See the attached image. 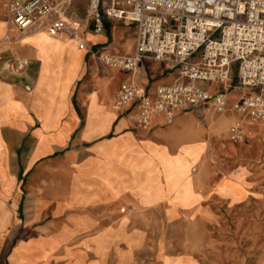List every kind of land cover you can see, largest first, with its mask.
Here are the masks:
<instances>
[{"label": "crops", "instance_id": "crops-1", "mask_svg": "<svg viewBox=\"0 0 264 264\" xmlns=\"http://www.w3.org/2000/svg\"><path fill=\"white\" fill-rule=\"evenodd\" d=\"M67 37L20 33L0 8V264H206L223 253L213 228L240 219L254 186L213 166L218 153L199 129L212 113L136 126L113 107L119 86L152 94L176 71L153 60L134 72L105 66L98 53L134 51L135 27L118 20L82 34L90 53ZM13 57L30 65L3 75Z\"/></svg>", "mask_w": 264, "mask_h": 264}, {"label": "built area", "instance_id": "built-area-1", "mask_svg": "<svg viewBox=\"0 0 264 264\" xmlns=\"http://www.w3.org/2000/svg\"><path fill=\"white\" fill-rule=\"evenodd\" d=\"M72 1L0 0V8L18 32L44 30L56 37L69 29L75 34L63 19ZM87 14L95 34L104 31L106 20L135 27L132 56L100 52L105 66L134 72L141 62L153 60L177 73L173 83L157 86L152 94L130 83L119 86L113 107L136 126L148 129L155 117L171 124L178 113L194 109L222 114L231 90L238 97L231 103L230 142L240 139L244 124L264 121V0H87ZM77 47L90 53L84 40ZM29 65L28 59L9 58L1 73L19 76ZM206 84L222 88L210 92Z\"/></svg>", "mask_w": 264, "mask_h": 264}, {"label": "rangeland", "instance_id": "rangeland-1", "mask_svg": "<svg viewBox=\"0 0 264 264\" xmlns=\"http://www.w3.org/2000/svg\"><path fill=\"white\" fill-rule=\"evenodd\" d=\"M63 17L75 28V34L70 29L63 33L68 36L66 44L77 45L80 40L83 41L82 34L92 30L87 14V0H73ZM126 28L125 37L134 43V29ZM198 54L192 59H197ZM234 75L233 71L231 80ZM224 117H227L226 121H222ZM234 120L230 104L225 113L210 114L208 122L199 126V129H207V139L211 140L218 153H214L215 156L211 158L213 166L229 177L237 172L250 176L248 181L254 186L251 190L254 194L244 203L242 216L237 222L232 217L223 226L213 228V235L220 239L219 251L224 252L214 251L211 258L206 259V264L264 263V121L254 125L244 124L240 139L232 143L227 138V132ZM183 172L187 174L189 170ZM181 186H186V183Z\"/></svg>", "mask_w": 264, "mask_h": 264}, {"label": "bare ground", "instance_id": "bare-ground-1", "mask_svg": "<svg viewBox=\"0 0 264 264\" xmlns=\"http://www.w3.org/2000/svg\"><path fill=\"white\" fill-rule=\"evenodd\" d=\"M16 30V29H15ZM17 31V30H16ZM54 136V135H53Z\"/></svg>", "mask_w": 264, "mask_h": 264}]
</instances>
